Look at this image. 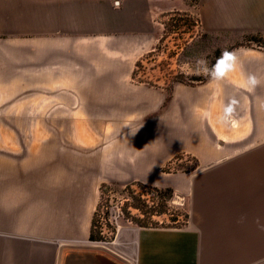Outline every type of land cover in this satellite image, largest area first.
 <instances>
[{"label":"crops","instance_id":"obj_1","mask_svg":"<svg viewBox=\"0 0 264 264\" xmlns=\"http://www.w3.org/2000/svg\"><path fill=\"white\" fill-rule=\"evenodd\" d=\"M13 2L28 4L35 27L13 40L20 71L7 98L20 115L51 116L37 130L50 123L69 137L0 159V264H264V49L234 48L218 77L174 83L167 101L135 71L185 3ZM198 18L203 34L264 41V0H201ZM178 156L195 168L163 173ZM106 183L171 189L187 200L185 226H126L112 243L90 242Z\"/></svg>","mask_w":264,"mask_h":264},{"label":"rangeland","instance_id":"obj_2","mask_svg":"<svg viewBox=\"0 0 264 264\" xmlns=\"http://www.w3.org/2000/svg\"><path fill=\"white\" fill-rule=\"evenodd\" d=\"M187 6L193 0H178ZM201 1V0H200ZM193 7L188 6V13L175 12L162 20L163 30L154 51L145 56L136 69L135 79L155 87H165L167 90L174 83H183L194 87L200 85L198 79H204L208 68L216 61L215 50L222 55L228 49L241 45L242 47H259L264 49V41L258 37L259 42H248L247 38L235 41L226 35H207L200 30L198 18L199 3ZM23 7L15 9V7ZM26 3L14 4L13 0H0V159L7 156L14 161L26 160L32 155L36 147L35 139H66L68 132L56 130L52 124L44 125L37 130L39 117L47 121L51 116H37L35 114L20 115L16 113L19 107L18 100H10L7 96L15 90V82L19 79L20 67L14 66L15 56L19 53L13 49L14 39L33 37L30 34L35 27L34 19L28 18L30 12L25 8ZM186 13V15H185ZM18 60V59H17ZM204 64H197V61ZM11 105L9 102H11ZM12 113L8 114L7 112ZM21 121V125H17ZM41 121V120H40ZM18 122V123H17ZM41 127V125H40ZM61 152L76 151L81 153L87 148L60 147ZM89 149V148H88ZM98 149L97 147L92 148ZM34 154V153H33ZM184 159L182 167L172 165L164 168L163 173L176 171L185 173L195 168V161L189 156H178ZM107 184V183H106ZM111 186L99 190V201L96 207L94 220L97 227H101L103 242L112 243L117 231L126 226L138 225V218L149 222V209L161 204L165 214L152 217L158 223L152 226L146 223L143 228H182L187 219V200L172 194H157L151 187L130 183L126 185ZM165 190V189H159ZM171 190V189H170ZM178 198V199H177ZM140 208L141 211H139ZM147 210L148 213H144ZM143 226V225H142Z\"/></svg>","mask_w":264,"mask_h":264},{"label":"trees","instance_id":"obj_3","mask_svg":"<svg viewBox=\"0 0 264 264\" xmlns=\"http://www.w3.org/2000/svg\"><path fill=\"white\" fill-rule=\"evenodd\" d=\"M200 0H193V1H190L189 2V4H188V6L189 7H193L194 5H196V4H198V2H199ZM173 14V13H172ZM171 15V14H170ZM185 15H186V13H185ZM247 38V41L250 43V42H253V43H258L259 42V40H258V37H254V36H247L246 37ZM237 47H242L241 45H238V46H236V47H232V48H230V49H228L225 53H223L222 55L220 54V51L218 50V49H216L215 50V55H216V61L214 62V63H212L211 64V66L208 68V73H207V75L205 76V78L204 79H198V80H196V81H198L199 83H205V82H207L209 79H210V77H211V75H210V71L209 70H211V69H213V68H215V67H217V65H218V63L220 62V61H222L234 48H237ZM140 63V62H139ZM139 63H137V68H138V66H139ZM135 73H136V71H135ZM168 91V94H167V98H166V100L168 101L169 99H170V95H169V91L170 90H167ZM179 159V157H177L176 158V160H178ZM195 161V163H196V160H194ZM163 172H164V170H163ZM111 186H118V184H115V183H111V184H102L101 186H100V188H99V190H100V193H102V191H103V189H107L108 187H111ZM125 187H127V186H125ZM154 191L157 193V194H166L167 195V197H169L171 194H172V190H170V189H165V190H159V189H154ZM99 205V204H98ZM137 209H139V211H141L140 210V208H137ZM149 212H150V218H149V222H146L145 220H143V219H137L136 221H138V225L140 226V227H146L145 226V224L146 223H149L150 225H152V226H156V225H158V223L157 222H155L154 220H151L152 219V217L154 216V217H160V216H162V215H164L165 214V212H164V208L162 207V205L161 204H156V206H154V207H152V208H150L149 209ZM144 213L146 214V213H148L147 212V210H145L144 211ZM94 216H95V213H94V215H93V218H92V221H91V226H90V231H89V241L90 242H92V243H98V242H103L104 240V238H103V236H102V232L100 231L101 230V227H97L96 226V223H95V220H94ZM143 225V226H142Z\"/></svg>","mask_w":264,"mask_h":264},{"label":"clouds","instance_id":"obj_4","mask_svg":"<svg viewBox=\"0 0 264 264\" xmlns=\"http://www.w3.org/2000/svg\"><path fill=\"white\" fill-rule=\"evenodd\" d=\"M205 62L204 61H197V64L200 65V64H204ZM210 71V75L213 76V77H218V73L216 71L215 68L209 70Z\"/></svg>","mask_w":264,"mask_h":264},{"label":"bare ground","instance_id":"obj_5","mask_svg":"<svg viewBox=\"0 0 264 264\" xmlns=\"http://www.w3.org/2000/svg\"><path fill=\"white\" fill-rule=\"evenodd\" d=\"M178 199V198H177ZM180 200H181V198H180ZM94 246H96V245H94ZM106 249V248H105ZM130 262V261H129Z\"/></svg>","mask_w":264,"mask_h":264},{"label":"built area","instance_id":"obj_6","mask_svg":"<svg viewBox=\"0 0 264 264\" xmlns=\"http://www.w3.org/2000/svg\"><path fill=\"white\" fill-rule=\"evenodd\" d=\"M117 3V2H116Z\"/></svg>","mask_w":264,"mask_h":264}]
</instances>
